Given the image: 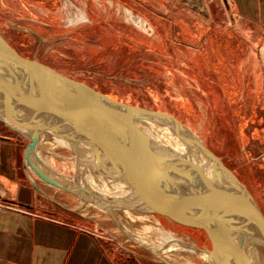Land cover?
Returning <instances> with one entry per match:
<instances>
[{
  "label": "rangeland",
  "instance_id": "374dc122",
  "mask_svg": "<svg viewBox=\"0 0 264 264\" xmlns=\"http://www.w3.org/2000/svg\"><path fill=\"white\" fill-rule=\"evenodd\" d=\"M219 3L225 12L224 3ZM126 11L147 27H137ZM79 13L86 20L70 23L69 19ZM147 13L117 0H0V34L22 57L112 98L162 111L179 120L247 187L264 213V77L255 64L258 51L248 48L246 58L244 38L232 31L222 12L212 32L206 31L198 39L189 34V43L177 47L164 41L163 33L158 32ZM247 67L248 74L253 72L248 82ZM152 129L168 143L200 152L185 134L170 126L155 123ZM0 135L19 140L25 158L28 137L1 122ZM58 153L54 157L47 153L55 170L75 175L72 151L60 149ZM204 160L212 166L207 158ZM35 182L36 186L47 184L39 177ZM58 202V209L87 229H96L110 246L126 254L133 252L142 260L147 257L161 264H185L187 255L183 252L182 258L179 254L173 235L154 234L148 228L154 226L174 234L183 246L193 243L197 248L191 254L194 262L210 261V241L198 229L154 213L144 212L143 220L121 213L119 221L130 224L133 230L128 233L113 217L97 209H91L89 216L71 211L77 204L74 198L64 200L62 195ZM142 230L154 234L156 241H144L142 238L149 234L142 236ZM167 249H173L176 256ZM260 257L264 264L263 249Z\"/></svg>",
  "mask_w": 264,
  "mask_h": 264
},
{
  "label": "water",
  "instance_id": "95a60500",
  "mask_svg": "<svg viewBox=\"0 0 264 264\" xmlns=\"http://www.w3.org/2000/svg\"><path fill=\"white\" fill-rule=\"evenodd\" d=\"M0 91L31 101L36 111L63 120L110 152L112 165L116 167V174L109 173L110 178L127 182L143 204L137 208L129 200L128 206L204 231L211 245L207 253L212 264H247L248 251L253 264H263L260 250H264V213L236 175L189 127L173 116L112 98L22 57L1 34ZM148 121L185 134L186 140L212 163V176L191 160L161 155L142 128ZM0 122L28 137L30 142L25 150L28 162V151L38 142L35 130L40 122L30 118L28 135L1 118ZM0 139L11 140L6 136ZM96 161L101 163L99 157ZM39 176L68 190L41 173Z\"/></svg>",
  "mask_w": 264,
  "mask_h": 264
},
{
  "label": "crops",
  "instance_id": "0c3cea01",
  "mask_svg": "<svg viewBox=\"0 0 264 264\" xmlns=\"http://www.w3.org/2000/svg\"><path fill=\"white\" fill-rule=\"evenodd\" d=\"M117 1L147 11L170 47L187 45L189 34L198 39L206 31L212 32L220 13H224L232 31L244 38L246 58L248 48L258 51L255 64L264 77V0ZM251 76L253 72L248 74L247 67L246 82ZM9 138L0 139V198L16 208L0 212V264H161L110 246L96 229H87L58 209L55 205H60L62 195L64 200L76 196L48 184L36 186L20 153V141ZM129 239L135 241L132 236Z\"/></svg>",
  "mask_w": 264,
  "mask_h": 264
},
{
  "label": "bare ground",
  "instance_id": "6f19581e",
  "mask_svg": "<svg viewBox=\"0 0 264 264\" xmlns=\"http://www.w3.org/2000/svg\"><path fill=\"white\" fill-rule=\"evenodd\" d=\"M126 12L128 19L137 27H144L137 16L136 18L129 13V11ZM85 20L86 18L82 13L76 14L73 18L69 19L72 24ZM34 106L35 105L29 100L0 91V118L9 126L28 135L31 131L28 123L30 118L32 120L34 119L36 122H40V125L35 130L38 142L33 149L28 151V162L26 160V168L31 180L35 182L36 177L40 178V173L43 174L44 177L50 181H55L66 189L74 191L73 195L76 196L75 199L77 200V204L72 210L78 211L84 216H89L91 209H97L118 221L122 230L132 233L133 230L128 227L130 224H128V226L122 224L118 219V215L122 213L128 217L142 219L141 216L145 213L128 206L127 202L133 200L135 204L132 205L137 208H141L143 204L127 182L123 180H112L110 178L109 173L116 174V170H114L116 167L114 163L112 165L113 158L110 152L100 148L94 141L64 123L63 120L36 111ZM155 123L158 122L148 121L142 125V128L150 136L153 147L161 155L183 157L191 160L197 166L204 169L209 177L212 176L213 167L208 162H205L204 158L206 157L201 151V153L196 151L193 152L191 149L183 148L181 145L172 142L168 143L152 129V125ZM60 149L72 151L73 164L76 172L75 175L69 176V174L65 175L67 173H58L57 170H55L47 153L53 154L51 157L59 156L60 154H57V150ZM199 154H201V156ZM98 157L101 163L96 161ZM83 172L85 174H82ZM40 179L42 180V178ZM46 183L50 186L59 188L50 182ZM148 228L153 230L154 234L157 235H173L179 246V254L182 258L184 257L183 252L187 255V258L184 257L185 264H198L191 258L192 251L194 250L195 252V250H197L193 243L183 246L179 243L180 240L174 234L158 231L154 226H148ZM142 231L143 232L140 231V233L144 234L142 236L149 234V236L142 238L144 241H156V239L153 238L154 234H150V232L146 230ZM135 242L137 241L135 240ZM137 243L142 245L139 242ZM166 245L172 248L170 242H167ZM167 250L166 252L174 257L176 256L173 249ZM246 260L247 264H253L250 251H248ZM208 264H212L211 261H208Z\"/></svg>",
  "mask_w": 264,
  "mask_h": 264
},
{
  "label": "built area",
  "instance_id": "2783aa9c",
  "mask_svg": "<svg viewBox=\"0 0 264 264\" xmlns=\"http://www.w3.org/2000/svg\"><path fill=\"white\" fill-rule=\"evenodd\" d=\"M140 20V19H139ZM141 21V20H140ZM142 22V21H141ZM142 24L144 25V28L147 27V24L146 23H143ZM16 207L12 206L11 204L7 203V202H4L1 198H0V212L4 209H14ZM18 210L20 211H26L24 210L23 208H17Z\"/></svg>",
  "mask_w": 264,
  "mask_h": 264
},
{
  "label": "trees",
  "instance_id": "16d2710c",
  "mask_svg": "<svg viewBox=\"0 0 264 264\" xmlns=\"http://www.w3.org/2000/svg\"><path fill=\"white\" fill-rule=\"evenodd\" d=\"M157 134L160 135L158 132H157ZM160 136H161V135H160ZM198 230H200V229H198ZM200 231H202V230H200ZM202 232L206 235V233H205L204 231H202Z\"/></svg>",
  "mask_w": 264,
  "mask_h": 264
}]
</instances>
